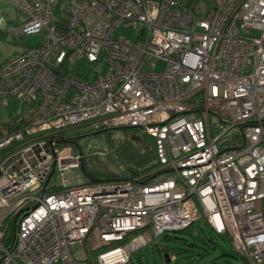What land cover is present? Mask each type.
<instances>
[{
	"label": "built area",
	"instance_id": "obj_1",
	"mask_svg": "<svg viewBox=\"0 0 264 264\" xmlns=\"http://www.w3.org/2000/svg\"><path fill=\"white\" fill-rule=\"evenodd\" d=\"M9 1L23 17L9 30L45 40L0 63L1 105L20 102L0 138V264H129L201 217L245 264H264V0ZM121 26L136 38L115 37ZM82 59L92 78L73 72ZM78 125L138 128L157 167L68 185L81 154L59 143ZM83 242L95 261L72 257Z\"/></svg>",
	"mask_w": 264,
	"mask_h": 264
},
{
	"label": "rangeland",
	"instance_id": "obj_2",
	"mask_svg": "<svg viewBox=\"0 0 264 264\" xmlns=\"http://www.w3.org/2000/svg\"><path fill=\"white\" fill-rule=\"evenodd\" d=\"M58 6L60 7L61 3ZM54 17L66 19L68 13L57 9ZM22 20L23 17L11 1L0 0V63L25 48L44 43L43 32L24 35L23 39H19L9 30V26L17 28ZM136 31L135 28L121 26L115 31V37L122 33L128 39L134 40L137 36ZM251 35L257 36L258 34L252 32ZM164 68L165 62L156 61L157 70L161 71ZM92 69L94 66L85 59L78 60L73 65L74 73L90 75V78H92ZM19 104L20 102L14 97L9 98L8 105L5 107L0 103V138L14 129L13 118ZM32 106V104L23 103L18 117H26ZM61 137L72 140L61 141L60 149L80 152L87 167L100 170L101 165L104 164L122 179H131L133 171L151 167L155 163L152 152L154 143L149 137L141 134L138 128H106L95 131L89 125H78L63 129ZM138 153L144 159L139 157ZM64 178L68 185L87 181L81 168L69 170ZM53 181L59 184L60 177H54L51 182ZM2 214L3 210L0 211V216ZM209 229L205 219L201 217L195 221L193 227L186 231L160 234L157 237L158 245L152 242L142 247L131 255L129 264H165L162 257H167V252L161 248H169L175 254V261L167 262V264H245L244 259L233 250L232 243L227 236L209 234ZM193 234H198L199 237L194 238ZM165 235H168L170 239L165 240ZM70 251L75 259L91 261H95L98 252L91 250V245L87 242L71 245Z\"/></svg>",
	"mask_w": 264,
	"mask_h": 264
},
{
	"label": "trees",
	"instance_id": "obj_3",
	"mask_svg": "<svg viewBox=\"0 0 264 264\" xmlns=\"http://www.w3.org/2000/svg\"><path fill=\"white\" fill-rule=\"evenodd\" d=\"M138 136V135H137ZM148 137V136H147ZM150 138V137H149ZM153 142V139L150 138ZM72 139L70 138H64V141H71ZM153 150H154V145H153ZM153 152V156L155 158V153L154 151ZM80 153V152H79ZM81 154V153H80ZM140 154L138 153V156ZM143 156V154H142ZM141 157V156H139ZM142 159H144V157H141ZM157 167V163H156V159H155V163L153 164V166L151 167H148V168H144V169H141L140 170H137V171H133V177H136V176H141V175H144V174H147V172L155 169ZM79 168L82 169L83 173L85 174V176L87 177V183H94V182H98V181H111V180H120L122 178H119V176L112 170H110L108 167L104 166V164L101 165V169L100 170H96V169H93V168H89L87 167L85 164H84V157L81 156L80 157V164H79ZM78 168V169H79ZM108 168V169H107ZM154 173H151V174H148L146 175L145 177H143V180L144 181H147V180H150L152 177H153ZM57 188H49L48 186L46 187L45 189V193H49V192H52L54 190H56ZM195 224V222L190 226V227H193ZM207 224V223H206ZM189 227V228H190ZM189 228L185 229V230H182L183 231H186L188 230ZM210 228V227H209ZM202 229V228H201ZM177 232H180V231H177ZM209 234H216L211 228L209 229L208 231ZM219 235V234H217ZM194 238H198L199 235L198 234H193L192 235ZM211 236V235H210ZM165 240H168L170 239V237L168 235H165L164 237ZM229 239V238H228ZM157 246V245H156ZM233 248V247H232ZM162 250H164L165 252H167L168 254H173L169 249V248H161ZM234 250V249H233ZM235 251V250H234ZM175 255V254H174ZM89 260V259H88ZM162 260L164 261V258L162 257Z\"/></svg>",
	"mask_w": 264,
	"mask_h": 264
},
{
	"label": "crops",
	"instance_id": "obj_4",
	"mask_svg": "<svg viewBox=\"0 0 264 264\" xmlns=\"http://www.w3.org/2000/svg\"><path fill=\"white\" fill-rule=\"evenodd\" d=\"M183 3H185L188 6H192L197 0H181ZM204 2L211 4L214 0H203Z\"/></svg>",
	"mask_w": 264,
	"mask_h": 264
},
{
	"label": "water",
	"instance_id": "obj_5",
	"mask_svg": "<svg viewBox=\"0 0 264 264\" xmlns=\"http://www.w3.org/2000/svg\"><path fill=\"white\" fill-rule=\"evenodd\" d=\"M52 174H53V172H51V173L49 174V176L47 177V179H46V181H45V184H44V185H46V184H47V182H48V181H49V179L51 178Z\"/></svg>",
	"mask_w": 264,
	"mask_h": 264
}]
</instances>
